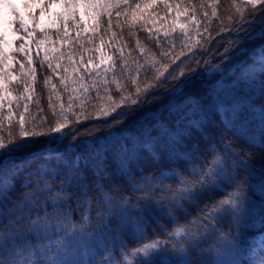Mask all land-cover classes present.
Segmentation results:
<instances>
[{"label":"snow or ice","instance_id":"1","mask_svg":"<svg viewBox=\"0 0 264 264\" xmlns=\"http://www.w3.org/2000/svg\"><path fill=\"white\" fill-rule=\"evenodd\" d=\"M24 2L25 7L38 9L40 15L37 17L35 12L30 11L26 17L12 0H0V125L5 119L9 124L13 122L12 100L9 95H6L13 79L11 74L13 53H26V45L33 39L34 32L39 30L46 39V28L56 26L58 23L63 26L62 30L67 35L69 21L74 28H81L83 25L86 30L85 12L91 18L106 16L111 27L113 9H117L115 12L117 18L130 17L131 24L134 25L136 13L142 7L140 2L133 4L130 0H24ZM154 2L155 0H152V3ZM233 3L237 21L232 24L229 17V27L221 31L234 39H229L224 44L223 50L216 53L222 59L219 62L207 59L202 63L199 59H195L194 62L197 68H203L208 75L218 74L220 78L230 72L235 75L234 70L239 67L240 75L235 77L234 86L239 84L253 90L258 88L261 95H264V43L249 53L252 64L241 61L233 63L234 53L242 55L247 51L240 47L245 41L251 42L258 38L264 40V0H239V3L233 0ZM163 6L170 9L175 5L164 0ZM212 7V15L216 16L215 5ZM56 8L62 9L55 13L58 21L51 19L50 24L45 25L46 14L51 17ZM6 10H11L13 19H5ZM204 15L207 16V13ZM29 18L36 27L30 28ZM190 19L194 20V17ZM5 23L12 26L14 33H23V35L8 39L3 28ZM17 24L18 27H16ZM60 30L58 28V31ZM181 31L187 32L186 29ZM76 35L79 36L80 32ZM149 39L153 37L149 36ZM16 40L23 41L19 48H13ZM156 43H159L158 39ZM208 43H211V39ZM136 46L141 53L145 51L143 47H140L139 41ZM200 47L204 49V45ZM213 51L215 48L205 49V54L212 56ZM162 55L167 57L168 54L162 52ZM183 55L184 53L181 52L176 59H180ZM195 55L193 53L190 59H194ZM146 62L149 68H145L144 71L155 69L157 73L154 77L155 83H146L143 89L136 86L133 94L127 97L122 95L119 102L113 101L110 109L101 113L103 119L97 117L93 122L84 117V120H88V124H82L80 123L82 118L74 116V121L70 122L67 115H64L65 109L61 105L60 114L64 123L56 119L54 126L49 127V133L72 137L74 148L86 145L87 155L79 154L74 157L59 183L46 179L51 173L41 168L35 174L39 177L38 179H30L22 183L23 188H30L31 191H25L16 199L10 195L15 190L14 177L19 175L24 167H30L29 157L33 161L36 158L34 152H28L27 156L22 158L17 157L16 154L25 153L27 149L39 143L38 138L46 136L45 133L34 130L38 126L36 124L31 131L25 127L24 113L28 112L27 104L23 106L24 112L20 113L19 119L15 122L18 126V136L11 138L10 131L7 142L0 137V264H125V262L132 264L133 259L136 264H161L160 257L166 258L163 264H242L237 258L239 256L237 235L242 217L246 212L244 186L247 181L241 176V170L247 171V163L231 142L214 140L213 133L209 131L212 109L224 110L225 101L220 98L218 92L219 103L206 110L198 99L190 96L187 104L177 103L166 106L169 115L175 117L171 123L154 117L138 122V125L131 128L122 129L128 116L136 109L151 103V98L156 93L161 90L165 93L169 91L175 93L179 83L169 89L167 84L170 81H176L178 76H182L184 77L182 83L192 82L191 75H186L181 65H176L171 71L168 70V65H164V71H160L155 68V62ZM27 63H31L30 59ZM90 63L91 60H89ZM127 64L128 62L124 61L122 67H126ZM47 66L58 75L56 69L59 65L53 66L49 63ZM19 67L22 76L34 83L35 69L29 67L28 72L25 73L23 71L25 65L19 64ZM102 71L107 73L109 69L105 68ZM189 71L192 75L197 74L196 69ZM96 75L100 76V72L98 71ZM60 79L63 83L64 77ZM125 79L133 84L136 83L131 76ZM100 80L104 85L108 84V80L103 76H100ZM16 83L23 84L27 93L30 87L28 82L18 80ZM48 83L50 78L45 79V84ZM113 83H116L114 79ZM55 87L53 84L52 89ZM92 87H96V81H93ZM121 87L117 83V88ZM24 98H27V95ZM48 99L51 101V96ZM6 102L8 116L4 117L2 112ZM238 108V104L231 106V110L237 116ZM190 110L198 112L199 115L190 117L188 115ZM51 111L55 116L56 109L51 107ZM89 124L93 125L92 128H89ZM43 126L47 127V124ZM260 128L262 137L260 146L264 147V108L260 112ZM114 131L118 133L115 137H113ZM103 132L107 135L97 137L98 133ZM197 133L198 138L195 135ZM97 139H102L103 145L97 144ZM186 139L192 140V146L181 150L180 146ZM145 151L154 160L162 155L179 156L185 160V166L173 170L168 177L172 183L163 187L154 184L148 176H144L141 187L135 189V191L143 192V195L136 199L134 205H130L129 200L124 199L119 202L118 207L128 211L130 207L136 209L143 207L146 210L154 205L171 221L172 228L169 230L161 225L164 236L156 235L153 230L155 238L150 239L147 227L138 215L136 225L138 231L132 237L136 246L129 247L123 234L120 233L118 243L113 237L111 248H109L108 236L111 221L105 218L104 213L111 211L117 202L110 195L116 191L115 187L105 183V180L114 174L107 154H112V162L121 175L131 177L130 181H126L131 184L136 183L133 166L139 163ZM88 161L94 165L95 179L91 186L85 180L84 173L80 171L81 163L87 166ZM73 180L78 182V191H72ZM172 184L176 186L173 187ZM90 191L97 195L91 196ZM73 197L81 208L79 220H75L72 215L70 202ZM49 207L55 210L54 214L48 212ZM192 207L196 208L195 216H191L188 211ZM65 208L67 211H64ZM178 212L183 213L185 223H181V217L176 215ZM93 213H95V223H93ZM225 224L231 227L226 230L223 227ZM261 247V258L259 261H253V264H264V242ZM101 252H108V255L97 261L95 257Z\"/></svg>","mask_w":264,"mask_h":264},{"label":"trees","instance_id":"2","mask_svg":"<svg viewBox=\"0 0 264 264\" xmlns=\"http://www.w3.org/2000/svg\"><path fill=\"white\" fill-rule=\"evenodd\" d=\"M150 1L130 0L133 4L136 2L142 4L140 11L136 13L134 25L131 24L130 17L121 16L117 18L115 16L117 9H113L111 27H109V21L106 16H99L92 18L93 22L91 24H86V30L83 25L81 28H74L72 22L69 21L67 35L62 30L63 26L59 27L60 31H58V28H47L46 39L37 30L33 33V46L35 50L30 64L27 63L28 59L24 54H14L16 58L14 71L18 76L16 81L25 80L30 84L31 99L24 98L26 91L23 84H17L16 81L12 82L10 90L17 96L13 104V122L9 124L7 119L3 121L2 125H0V137H3L5 142H7L10 138L8 135L10 131L12 132L11 138L18 136V126L15 122L19 119L20 113L24 112L23 106L25 104L28 105V112L24 113L25 127L31 131L33 130V125L36 124L38 126L34 130L38 133H45L46 136L38 138L39 143L27 149L25 153L16 154L17 157L22 158L23 156H27L28 152H34L36 158L33 161L29 157L30 167H24L23 171L14 177L15 190L10 195L13 199H16L18 196L23 195L25 191H31L30 188H23L22 183L26 180L38 179L39 177L35 174L41 168L51 173L46 179L59 183L69 162L79 154L87 155L86 145L74 148L72 137L63 136L60 139L62 135L49 133V127L54 126L56 119L64 123L63 117L60 114L61 105L65 109L64 115H67L68 121H74V116H80L82 118L80 123L82 124H88V120H84V117L95 122L97 117L103 119L101 113L104 110L110 109L113 101L119 102L122 95L127 97L133 94L136 86L143 89L146 83H155L154 77L157 73L155 69H150L147 72L144 71L145 68H149V64L146 61L155 62V68L160 69V71H164V65L169 66V71L175 68L176 65H181V69L185 74L191 75L192 82L187 84L182 83L184 80L182 76H178L176 81H170L167 84V88L169 89L179 83L176 92L172 93L169 91L165 93L161 90L156 93L151 98V103L136 109L128 116L122 129L131 128L134 125H138V122H143L154 117L171 123L175 117L169 115L166 106L177 103H181L182 105L187 104L190 96L193 99H198L204 109H211L213 105L219 103L217 94L218 92L220 93V98L225 101L226 108L224 110L218 108L212 109L213 114L211 116L209 131L213 133L214 140L231 142L236 150L241 153V158L247 163V171L241 170V176L247 181L244 186L246 192V212L242 217L241 227L237 235L239 251L237 258L241 260L242 264H253L244 255V249L256 243L252 239L259 233L264 232V220H262V217H264V205L259 201L251 184L253 171L264 168V147L260 146L262 139L260 112L264 108V95H261L258 88L253 90L242 87L239 84L234 86L235 77L240 75L239 67L234 70L235 75H233V72H230L220 78L218 74L208 75L203 71V68H197L194 62L195 59H199L201 63L207 59H213L214 62H219L222 59L216 53L223 50L224 44L229 39H234V37L229 36L226 32L221 31V29L229 27V17H231L232 24H235L237 21L233 0H167V3L175 5L173 8L179 6L192 15L198 22V27L187 37L180 32H175L168 36H157L153 31L152 14L156 13L157 17L164 13L167 14L170 9L164 8L163 0L157 6L152 7V11L148 14L144 9V5ZM235 2L239 3V0H235ZM213 5H215L216 16L212 15ZM119 10L124 11V9ZM204 13H207V16ZM96 25L99 26L96 27ZM34 27L36 25L33 23ZM77 32H80L79 36L76 35ZM149 36H152L153 39L150 40ZM157 39L159 41L158 44L156 43ZM209 39H211V43H208ZM137 41H139L140 47L145 49L143 53L137 48ZM217 41H219V45H217ZM262 43H264V40L259 38L251 42L245 41L240 47L247 49V51L242 55H235L234 53L235 59L233 63L241 61L245 64H252L253 61L249 58V53ZM101 44L106 45L111 55L109 71L104 73L102 70H98L100 76L108 80L107 85H104L100 80V76L96 75L98 71L88 72L82 68V62L85 63L89 57L97 59L98 48ZM200 45H204V49ZM213 48H215V51H213L212 56L205 54V49L212 50ZM121 49H123V52H121ZM162 52H166L168 54L167 57L162 55ZM181 52L184 55L180 56V59L177 60L176 56ZM193 53L196 55L194 59H190L193 57ZM124 61L128 62L126 67H122ZM182 61L184 63H181ZM49 63L53 66L59 65V68L56 69L58 75L48 68L47 65ZM19 64L25 65L23 69L25 73L28 72L29 67L35 69L34 83L27 81L22 76ZM190 69H196L197 74L192 75L189 71ZM165 75H167V72H165ZM127 76L133 77L136 83L133 84L125 79ZM61 77H64L63 83L61 82ZM46 78H50V83L47 85L45 84ZM113 79L116 83H113ZM93 81H96L95 88L92 87ZM117 83L122 87L118 89ZM53 84L56 86L55 89H52ZM221 89L225 91L221 92ZM49 96H51V101L48 99ZM233 104L239 105L238 116L231 110ZM50 105L56 109L55 116H53ZM2 115L7 117L6 111L3 110ZM188 115L196 117L199 113L190 110ZM43 124H47V127L43 126ZM92 126V124H89V128H92ZM103 135H107V133H98L97 137ZM116 135L118 133L114 131L113 137ZM195 135L198 138L199 134ZM96 143L103 145L104 142L102 139H97ZM192 143V140L186 139L180 146L181 150L191 148ZM107 158L114 174L105 180V183L115 187L116 191L110 193V195L117 202L111 211L104 213L105 218L111 221L110 234L108 236L109 248H111L113 237L116 238L118 243L120 233L123 234V238L127 241L129 247L136 246L132 237L138 231L136 226L138 215L147 227L150 239L155 238L153 230H155L156 235L164 236L161 225L171 230L172 223L154 205L149 206L146 210L143 207L141 209L130 207L128 211L121 210L118 205L124 199H128L130 205L136 203V199L142 196L143 192L135 191V189L141 187L144 176H148L150 181L154 184H159L161 187L171 184L172 181L168 177H170L173 170L183 168L185 160L179 156L169 157L166 155H162L154 160L145 151L139 163L133 166L136 183L129 184L126 181H130L131 177L121 175L116 170V165L112 162L111 153L107 154ZM93 168L94 165L91 161H88L87 166H85V163H81L80 166V171L84 173L85 180L90 186L95 179ZM153 175L154 180H152ZM77 184L78 182L73 180L72 191H78ZM144 186L146 187V185ZM172 186L175 187L176 185L172 184ZM90 195L95 197L97 193L90 191ZM157 198L159 197L157 196ZM202 206L203 203L201 202ZM70 207L73 210V218L79 220L81 208L78 206L75 197L72 198ZM64 211H67V209L65 208ZM188 211L191 213V216L197 214L195 207L189 208ZM48 212L54 214L55 210L49 207ZM41 215H43V212H41ZM176 215L181 217V223L186 222L183 220L182 212H178ZM92 218L93 223H95V213L92 214ZM223 227L227 230L231 226L225 224ZM107 255L108 252H101L95 259L99 261ZM159 259L161 264H163L166 258L160 257ZM132 264H136L135 259L132 260Z\"/></svg>","mask_w":264,"mask_h":264},{"label":"rangeland","instance_id":"3","mask_svg":"<svg viewBox=\"0 0 264 264\" xmlns=\"http://www.w3.org/2000/svg\"><path fill=\"white\" fill-rule=\"evenodd\" d=\"M163 0H155L154 3H152V0L148 3L150 6L145 7V11L148 12V14L152 11V7L157 6L162 2ZM12 2L16 3L19 7V10L21 13H23L26 17L28 16V13L35 12L36 15H40L38 9H30L28 7H25V2L24 0H12ZM62 11L60 8H56L53 10L51 17H49L47 14L45 16V25H49L51 19H57L55 17V13ZM156 13H153V20H152V25H153V31L154 33L159 36H168L171 35L175 32H180L182 33L185 37L189 36L190 33L198 27V23L196 19H190V17H193L190 15L186 10L180 8L177 6L176 8H170L167 14H163L160 16L155 15ZM13 15L11 13V10H6V17L5 19H13ZM85 22L86 24L92 23L93 20L91 17H89L88 13L85 12ZM29 26L30 28H33V22L31 21V18H29ZM62 25H59L57 23L56 26H48L47 28H59ZM18 27V24L16 25ZM4 31L6 32L7 38L12 39L13 36H20L23 35V33H14L12 31V26L8 25L5 23L3 25ZM46 28V29H47ZM69 28V27H68ZM186 29L187 32L184 33L181 30ZM23 43V41L16 40V42L13 44V48H19L20 44ZM27 51L26 53H21L24 54L27 59L32 61L33 58V53H34V46H33V39L29 40L27 45H26ZM15 53L19 52H14L13 53V63H12V69H11V74H12V82L16 81L18 78L17 73L14 71V68L16 67V58L14 56ZM89 60H91V63L89 64ZM111 65V55L110 52L108 51L107 47L105 44H101L98 48V53H97V59H93L89 57L85 63L82 62V68L87 70L88 72H96L98 70H103L105 68H109ZM99 66V67H97ZM91 70V71H89ZM6 95H9L12 100V115L14 116V101L17 99V96L13 94V92L10 90V85L8 89V93ZM27 95V99H31V89L30 87L27 90V93H25L24 97ZM8 104L7 102L5 103L4 106V111H6V114L8 116L7 112ZM226 108V106H225ZM61 138V137H60ZM63 138V136H62ZM168 173V172H167ZM251 184L253 187L254 192L257 194L259 201L264 205V168L259 169V170H254L252 173V178H251ZM256 243L252 244L250 247L244 249V255L250 259L251 262L253 261H259L261 258L262 254V242H264V232L259 233L256 237L252 239Z\"/></svg>","mask_w":264,"mask_h":264}]
</instances>
